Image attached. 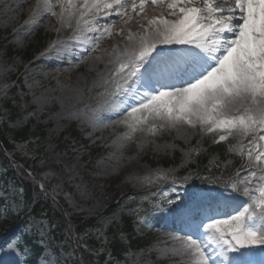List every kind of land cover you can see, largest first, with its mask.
I'll return each mask as SVG.
<instances>
[{"label":"snow or ice","instance_id":"obj_1","mask_svg":"<svg viewBox=\"0 0 264 264\" xmlns=\"http://www.w3.org/2000/svg\"><path fill=\"white\" fill-rule=\"evenodd\" d=\"M166 2L168 15L175 19L161 15L148 20L143 34H129L123 50L108 53L111 67L97 73L92 87L72 88V96L59 103L67 117L83 119L93 129L122 125L125 131L113 145L116 152L137 133L155 135L184 125L215 134L217 144L235 137L229 150L242 158L244 173L224 191L185 187L189 177L173 175L163 201L154 203L158 218L180 226L173 237L179 246L162 254L190 257L192 264H264V0H202L199 6L198 0H56L60 13L52 0H36L25 21L26 31H34L47 16L57 17L68 28L75 21L73 35L50 46L51 53L58 54L70 44H83L69 65L75 67L100 48V42L112 35V25L128 16L129 9L140 15L146 6ZM19 6L6 4L5 14ZM84 34L86 44L81 40ZM8 71L2 69L5 76ZM9 87L3 85L5 93ZM97 87L103 91L90 97L95 102L85 103V92ZM56 99L36 98L42 104ZM207 183L216 181L209 178ZM236 195L247 199L242 206L223 211ZM139 223L152 226L146 219ZM47 228L45 221L31 220L26 232L39 233L43 248ZM94 231L103 240L102 229ZM132 254L129 247L121 254L125 260H119L109 250L104 264H125ZM28 255L22 236L0 245V264H27ZM255 255L259 261L251 259ZM65 258H75L74 252ZM45 264H51L50 257Z\"/></svg>","mask_w":264,"mask_h":264},{"label":"rangeland","instance_id":"obj_2","mask_svg":"<svg viewBox=\"0 0 264 264\" xmlns=\"http://www.w3.org/2000/svg\"><path fill=\"white\" fill-rule=\"evenodd\" d=\"M9 3V0H0V121L3 123L6 120L8 129L30 126L31 131L27 142L14 143V152L28 164L30 170L46 181L54 198L64 199L73 211L71 213L96 219V229H102L104 234L103 240L98 239L102 243H107L110 226L123 224L127 218H130L132 226L124 225V236L127 232L134 237L153 235L150 245L132 249L133 254L125 264H192L190 257L162 254L164 249L179 246L180 241L173 239L179 228L163 218L161 223L155 222L157 216L153 213V205L157 200L163 201V192L168 190L173 175L177 178L192 177L201 168L220 165L228 169L240 163L236 181L238 175L244 173L240 169L242 158L229 150V145L235 144L236 138L230 137L217 144L213 143L215 134H206L199 127L193 129L184 125L179 129H164L161 134L159 130L155 135L137 133L120 152H116L113 145L118 135L125 131L122 125L109 124L105 128L93 129L83 119L67 117L59 103L62 96L54 88L61 84L59 80H64L60 72L76 75L85 68L84 64L70 67V63L66 64L68 61L59 55H45L56 39L55 31L60 29V24H54L49 19L36 26L34 31L28 32L24 27L23 33L12 36L15 28L24 25L29 15L25 13L28 4L23 6V12L12 9L5 14L4 6ZM138 22L141 23L139 31H142V17ZM45 39L48 44L41 50ZM38 59L42 61L37 62ZM57 61L61 63V71ZM5 67L10 68L6 76L2 72ZM89 82L91 80L87 79L84 89L92 87L93 83ZM5 84L10 86L6 93L3 90ZM102 91L97 87L90 94L85 92L83 101L94 103L90 97ZM45 92L57 99L47 104L38 103L36 98H41ZM76 106L83 105L77 103ZM3 170L0 163V213L2 218H8L19 215L24 202L17 181L6 178ZM159 174L167 178L158 179ZM177 188L183 189L179 184ZM140 191L147 195L138 196ZM246 199L236 195L223 211L242 206ZM145 219L151 227L139 223ZM31 220H43L48 225L43 234L44 251L38 264H45L49 257L51 264H70L74 258L65 257L74 251L67 250L64 242L51 244L52 235L48 231L51 227L45 217H29L17 234L9 236L7 231H0V240H3L0 245L24 234L38 241L39 233L26 232ZM94 233L98 236L97 232ZM251 259L259 261L260 257L255 255Z\"/></svg>","mask_w":264,"mask_h":264},{"label":"bare ground","instance_id":"obj_3","mask_svg":"<svg viewBox=\"0 0 264 264\" xmlns=\"http://www.w3.org/2000/svg\"><path fill=\"white\" fill-rule=\"evenodd\" d=\"M10 1V5H20L19 7H14L13 9H18V10H22L23 12V6L25 4H28V10L25 9L27 12H25L27 15H29V17H31L32 15V9L33 6L36 3V0H9ZM80 3H82V0H79ZM138 2V0H137ZM52 3L54 4V10L57 13L61 12V6L59 4H56V0H52ZM198 3H202L199 2ZM158 6L161 7L160 5H149L146 6L144 13H141L140 15H136L135 13H132L131 9H129V14L128 16H125L123 19H119L117 20V22L112 25V35L110 37H105L101 42H100V48L92 54L91 57H89V59L85 60L83 63H79L77 66L80 65H85L84 69H81L80 74H69V75H65L63 72H60V77L63 76L64 80L61 81L59 80V82L61 83L60 85H58L56 88H54V90L59 92V95L62 96L63 99L67 100V98L72 96V92L70 91V89L72 88H85L86 86V80H91V82L89 83H93L95 80L98 79L97 73H106L108 68L111 67L110 65H107V60L109 59L108 53L112 52L113 49H119V50H123L125 45L128 43L127 38H125L124 36L128 34L127 29H124L123 26L127 25V21L128 19H131L133 21V29L134 31H138V23L137 20L140 16H143V25H144V30L147 27V21L150 19H153L155 17H158V11L157 8ZM137 12H139V9H137ZM51 20L54 24H60V31L57 32L55 31L56 34V39L55 41L59 40H67L69 36H72L75 30V21H72V28H68L66 27L64 24H62L57 17L54 16H47L46 18L42 19V23ZM24 27H28V25L24 24L18 28H15V31L13 32L12 36L16 35L19 36V34L23 33ZM115 30L117 32V34L115 33ZM144 32V31H143ZM143 32H138L137 34H132L134 37L138 36L140 34H143ZM136 33V32H135ZM87 34H84L81 36V40L83 43H87V40L85 39V36ZM82 46L83 44L81 43H73L70 44L68 46L66 52H60L58 54H53L51 53V50L49 49L47 51L48 55H59L62 58H65L68 62L66 64L69 63H75V57L76 54H80L82 51ZM96 57H100V59H95ZM37 62H39V59L37 60ZM33 65V63L31 64V66ZM58 69H61V63L58 64ZM32 68L30 67L29 72H31ZM61 71V70H60ZM63 89V90H61ZM51 97L50 93L45 92L43 93L41 98H49Z\"/></svg>","mask_w":264,"mask_h":264},{"label":"trees","instance_id":"obj_4","mask_svg":"<svg viewBox=\"0 0 264 264\" xmlns=\"http://www.w3.org/2000/svg\"><path fill=\"white\" fill-rule=\"evenodd\" d=\"M13 132L15 140L24 142L28 138L29 128L26 127ZM0 134L2 136L4 144L8 148H10V141L8 140L7 136L3 135L2 127L0 128ZM209 170H215L213 173V176L215 178H225L227 176V172L231 173V170H229L227 172H224L225 174H223L221 173V169L218 167L211 168ZM204 172L208 171L206 170ZM22 177L25 185V196L27 202L30 203L36 211L39 210L48 212V214L50 213L49 218H51L55 224L60 226L64 233L69 235V238L71 239L72 228L63 217L62 213L60 212V208L51 199L41 193L36 184L32 180H30L25 173H22ZM191 182H198V179H193ZM70 219L78 235L77 241L82 252L83 264H104V260L109 250L117 259H122V252L127 251L129 247L135 248L137 246H140L139 242H143V239H134L131 235L128 237L129 241L125 242V237H122L120 235V230H122V228L120 227V225H117L116 228H114L113 226L109 228V241L106 244H102L100 241H98L97 235L94 233V219H91L90 217L85 215L75 213L70 214ZM84 245H87V247L85 248ZM101 248L104 249L103 253H101L98 257L93 255L94 251H97ZM79 261L81 262V258L79 259Z\"/></svg>","mask_w":264,"mask_h":264}]
</instances>
